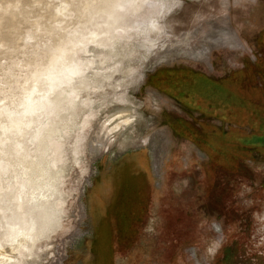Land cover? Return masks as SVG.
Returning <instances> with one entry per match:
<instances>
[{
	"label": "rangeland",
	"instance_id": "374dc122",
	"mask_svg": "<svg viewBox=\"0 0 264 264\" xmlns=\"http://www.w3.org/2000/svg\"><path fill=\"white\" fill-rule=\"evenodd\" d=\"M99 6L100 0H0L3 190L20 178L15 195L30 192L34 177L25 171L39 168L34 156L41 149L39 137L27 140L34 124L13 138L3 131L7 112L40 95L38 77L64 64L73 49L76 63L86 68L66 85L76 87L81 99L89 90L88 107L62 111L54 121L41 117L42 128L52 122L63 144V215L22 264H264V146L205 149L188 134L193 127L207 130L203 123L209 122L225 131L237 128L243 139L262 134L264 123L253 128L205 117L152 83L163 69L223 78L249 68L264 88V0H146L122 20L128 32L115 33L106 45L89 41L83 47L80 35ZM121 94L134 110L116 99ZM113 114L112 123L130 114L134 121L111 137L101 125ZM8 143L31 155H7ZM53 153L47 161L56 158ZM125 172L140 184L128 224L116 215Z\"/></svg>",
	"mask_w": 264,
	"mask_h": 264
},
{
	"label": "bare ground",
	"instance_id": "6f19581e",
	"mask_svg": "<svg viewBox=\"0 0 264 264\" xmlns=\"http://www.w3.org/2000/svg\"><path fill=\"white\" fill-rule=\"evenodd\" d=\"M100 1L102 4L101 7L99 6L100 10L94 14L93 20L86 26L84 34L82 36L80 35L82 37L81 41L84 43L83 47L89 41L106 45V42L113 39L115 33L128 32L122 24V20L127 17L128 13L140 11L146 2V0ZM59 11H63V9ZM138 26L133 29H139ZM118 29H121V31ZM221 36L225 38L227 34H220L219 39L223 40ZM76 52L78 51L73 49L66 57L64 64H59V66L56 64L52 65L49 72L44 73L42 77H38L40 95L35 98L33 96V99H30L31 97H25L24 101L18 105L16 111L13 110L14 112H7L6 114L8 120L6 126L2 128L3 131H6V134L11 135V138H13L21 129L24 127L28 128L31 124H34L33 131L28 135L27 140L34 141V139L39 137V146L41 149L40 153L34 156L36 157V165L39 168L36 169L28 166L25 171V174L29 178L34 177L30 185V192H24L23 197L15 195L14 190L17 188V183L20 178L16 179L14 183L6 185V190H3L0 185V264H22V258L26 256L25 253L29 251L27 255L31 256L30 251L33 245L47 231H51L54 227H57L63 215L60 208L64 197L59 190L60 173L63 171V161L64 159L66 160L64 153L61 152L63 144L56 140V132L58 131L56 126L54 124L52 125L51 122L49 123L51 126L44 130L40 120L41 117L46 116L47 119L52 118L54 121L55 116L62 111L67 109L75 111L76 109H84L90 105L89 99L86 97L89 95V90H85L84 92L86 98L81 99L83 96H80L76 87L70 84L69 86L66 85L74 77L80 78L81 76L79 74L84 70L83 68H86L76 63ZM62 84L66 86L61 88ZM33 95H36V90ZM116 99L122 105H128L134 110L132 102L127 100L123 94L118 95ZM91 116L88 114L87 118L83 121L82 127L87 126L89 122L88 118ZM114 118H116L115 114L107 116L101 125V128L105 130L107 136L110 135L112 137L113 135L119 134L122 127L131 125L134 121V115L131 114L125 117L121 116L119 118L120 120L116 119L118 122L112 123ZM42 130L44 131L42 132ZM111 142L113 141L109 138L106 145ZM16 143L7 144L9 146L7 155L13 157L18 155L21 160L27 159L31 155L26 149L27 147L25 148V146ZM50 151L56 154V158L52 161H47L46 155ZM4 169H6L5 165H0V175Z\"/></svg>",
	"mask_w": 264,
	"mask_h": 264
},
{
	"label": "trees",
	"instance_id": "16d2710c",
	"mask_svg": "<svg viewBox=\"0 0 264 264\" xmlns=\"http://www.w3.org/2000/svg\"><path fill=\"white\" fill-rule=\"evenodd\" d=\"M248 70L240 69L223 78H212L191 69H163L153 76L152 83L158 89L178 99L190 110L200 111L205 117H214L229 124L249 125L254 128L257 122L261 125L264 123V88L253 80ZM182 123L186 124L184 121ZM204 124L209 125L205 127L209 131H200L193 127L188 134L205 149L221 150L223 143L234 147L245 145L247 148L254 144L264 146V131L262 134L245 135L241 139L237 128L231 127L225 131L209 122ZM216 152L217 150L214 151ZM232 155H234L233 152ZM123 176L124 182L121 188L124 194L121 195V202L117 201L119 205L121 203V208H119V214L116 212V215L128 224L133 207H136L139 200L140 184L136 176L128 172H125ZM104 231L108 232L106 229ZM109 234H111L110 230ZM111 257L110 253L109 258Z\"/></svg>",
	"mask_w": 264,
	"mask_h": 264
},
{
	"label": "crops",
	"instance_id": "0c3cea01",
	"mask_svg": "<svg viewBox=\"0 0 264 264\" xmlns=\"http://www.w3.org/2000/svg\"><path fill=\"white\" fill-rule=\"evenodd\" d=\"M135 176V175H134Z\"/></svg>",
	"mask_w": 264,
	"mask_h": 264
}]
</instances>
